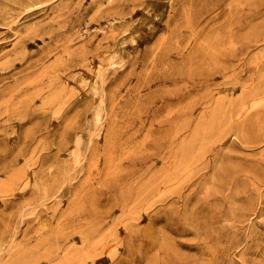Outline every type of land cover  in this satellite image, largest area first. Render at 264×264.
Listing matches in <instances>:
<instances>
[{
    "label": "rangeland",
    "instance_id": "rangeland-1",
    "mask_svg": "<svg viewBox=\"0 0 264 264\" xmlns=\"http://www.w3.org/2000/svg\"><path fill=\"white\" fill-rule=\"evenodd\" d=\"M0 264H264V0H0Z\"/></svg>",
    "mask_w": 264,
    "mask_h": 264
}]
</instances>
